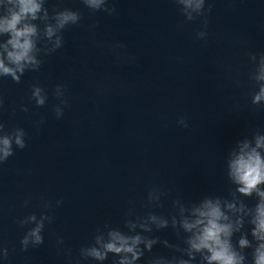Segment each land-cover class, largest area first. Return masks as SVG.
Masks as SVG:
<instances>
[{
	"label": "clouds",
	"instance_id": "obj_1",
	"mask_svg": "<svg viewBox=\"0 0 264 264\" xmlns=\"http://www.w3.org/2000/svg\"><path fill=\"white\" fill-rule=\"evenodd\" d=\"M16 3L18 10L11 11L9 16L0 20V33H11V39L8 42L12 45L13 51L8 52L7 59L15 67L6 66L4 60L0 59V76H10L13 82L20 83L26 68L28 71H39L44 60L37 59L34 55L40 51L36 48L33 40L37 32L36 27L28 23H23V26L19 27L22 21L29 16L36 19L40 4L36 0H16ZM81 3L92 13L104 12L112 15L116 12L114 4L109 6V0H81ZM175 3L177 5L185 3L187 7H191L194 3L199 16L205 17L202 22L203 30L197 31L196 39L207 41L206 0H175ZM179 11L183 14L182 10L179 9ZM207 12H211V4L207 8ZM82 18L80 11L70 8L60 12L56 26H48L45 30L48 44L45 46L44 55H51L61 49L64 46V31L71 26L78 25ZM187 20L191 21L193 17L188 16ZM249 58L255 61L257 54L251 52ZM255 79L264 81V53L259 54L258 75ZM63 88L66 87L57 84L53 95L66 104L67 101L59 96ZM42 92H45V89L39 84H34L31 88V97L35 98V105L38 107L44 106L47 98L46 95H42ZM261 102H264V83L260 84L259 91L253 95L251 101L252 105H260ZM3 104V98L0 97V109L3 108ZM21 110L27 112L28 108L21 105ZM53 111L57 119L63 116V112L59 108L54 107ZM43 122V118H41L35 126L39 128ZM183 127L187 128L188 124L183 123ZM5 128V123L0 122V133L4 132ZM11 132L14 134L16 148L24 149L27 146L24 137L28 136L25 129L17 126L11 128ZM12 145V135L0 136V165H3L14 155ZM261 147H264V136H257L256 147L250 150H248L249 143L245 141L239 154L230 163V176L236 184L240 185L237 191L248 197L255 192L260 197V202L255 206V215L251 221L255 226L252 230V236L262 241L254 250V264H264V190L259 188V185L264 184V158L257 151ZM162 195L164 193L160 192L158 188L150 189L146 207H162L159 203ZM62 203L63 198L56 201L57 206ZM27 204L28 201H25V206ZM226 207L229 210H236L231 203H228ZM41 208L44 211H41L39 215L31 212L18 220L21 227L30 225L19 241L21 251H27L30 247L35 248L44 243L43 233L46 223L51 224L54 219L53 205L50 201H45ZM172 208L173 213L167 216L157 214L155 211H148L146 214L140 215L136 214L134 209H129L122 221L123 229L105 223L103 229L96 230L91 243L80 247V259H77L75 264H82V261L88 260L105 261L110 254L117 258L113 264H138L145 252H151L154 245L161 243L159 238L151 236V233L169 227L176 232L182 244L187 245V247H181L180 244H170L167 240L162 241L166 248L173 251V255L170 258L153 256L147 261V264H244L245 256L237 252L231 242L233 231H239L243 221L238 219L234 225L229 216L222 210L219 198L214 200L205 196L198 206L192 208L193 219L184 216L186 209L179 199L173 201ZM240 210L242 211L243 208ZM181 229L183 233L190 235L184 236L180 231ZM104 237L107 238V242H102ZM62 243L63 240L58 238V244ZM95 245H102L103 250L98 249ZM239 246L241 249L251 247L246 238L239 239ZM0 250H2L0 259L6 260L9 256L8 249L0 247ZM68 255L70 257V250ZM185 256L187 258H183ZM70 264H72L71 259Z\"/></svg>",
	"mask_w": 264,
	"mask_h": 264
}]
</instances>
